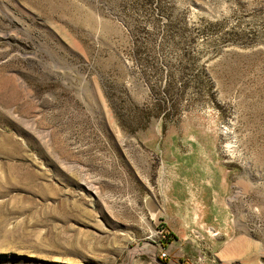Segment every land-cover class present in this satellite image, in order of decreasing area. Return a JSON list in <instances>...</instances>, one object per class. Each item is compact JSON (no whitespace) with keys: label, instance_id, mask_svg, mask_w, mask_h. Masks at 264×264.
Here are the masks:
<instances>
[{"label":"rangeland","instance_id":"rangeland-1","mask_svg":"<svg viewBox=\"0 0 264 264\" xmlns=\"http://www.w3.org/2000/svg\"><path fill=\"white\" fill-rule=\"evenodd\" d=\"M0 264H264V0H0Z\"/></svg>","mask_w":264,"mask_h":264},{"label":"bare ground","instance_id":"bare-ground-1","mask_svg":"<svg viewBox=\"0 0 264 264\" xmlns=\"http://www.w3.org/2000/svg\"><path fill=\"white\" fill-rule=\"evenodd\" d=\"M180 194L182 195V193H181V192H180ZM148 206H149V209L151 210V212H153V213H154V211H155V208H154V206L152 205V203H149V204H148ZM211 230H212V229H211ZM213 234H214V235H215V234H218V232H215V231H214V233H213Z\"/></svg>","mask_w":264,"mask_h":264},{"label":"crops","instance_id":"crops-1","mask_svg":"<svg viewBox=\"0 0 264 264\" xmlns=\"http://www.w3.org/2000/svg\"><path fill=\"white\" fill-rule=\"evenodd\" d=\"M175 201H176V203L183 202V200H181V199H180L179 197H177V196H176V200H175ZM211 204H214V203H211ZM211 204H210V205H211Z\"/></svg>","mask_w":264,"mask_h":264},{"label":"built area","instance_id":"built-area-1","mask_svg":"<svg viewBox=\"0 0 264 264\" xmlns=\"http://www.w3.org/2000/svg\"><path fill=\"white\" fill-rule=\"evenodd\" d=\"M161 257H165L166 256V253L165 251H162L161 254H160Z\"/></svg>","mask_w":264,"mask_h":264},{"label":"trees","instance_id":"trees-1","mask_svg":"<svg viewBox=\"0 0 264 264\" xmlns=\"http://www.w3.org/2000/svg\"><path fill=\"white\" fill-rule=\"evenodd\" d=\"M163 245H165V244L163 243Z\"/></svg>","mask_w":264,"mask_h":264}]
</instances>
